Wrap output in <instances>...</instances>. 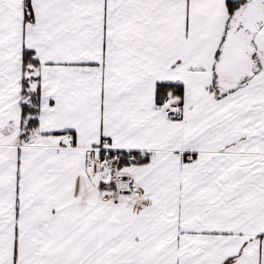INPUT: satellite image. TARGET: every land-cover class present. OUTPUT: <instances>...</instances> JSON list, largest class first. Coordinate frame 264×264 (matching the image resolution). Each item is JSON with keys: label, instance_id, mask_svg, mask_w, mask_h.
I'll return each mask as SVG.
<instances>
[{"label": "snow or ice", "instance_id": "1", "mask_svg": "<svg viewBox=\"0 0 264 264\" xmlns=\"http://www.w3.org/2000/svg\"><path fill=\"white\" fill-rule=\"evenodd\" d=\"M0 264H264V0H0Z\"/></svg>", "mask_w": 264, "mask_h": 264}]
</instances>
